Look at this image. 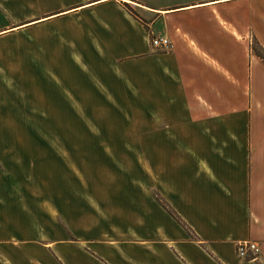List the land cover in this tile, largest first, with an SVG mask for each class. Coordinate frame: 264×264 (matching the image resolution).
Here are the masks:
<instances>
[{
  "label": "crops",
  "instance_id": "crops-1",
  "mask_svg": "<svg viewBox=\"0 0 264 264\" xmlns=\"http://www.w3.org/2000/svg\"><path fill=\"white\" fill-rule=\"evenodd\" d=\"M123 1L0 0V264H264V63L229 12L246 0L149 5L146 24ZM64 21L83 32L40 34ZM61 39L68 104L145 111V130L107 135L145 137V179L96 198L66 180L44 198L26 177L27 138L48 136L27 129V106L60 92L58 47H28ZM246 239L255 262L236 256Z\"/></svg>",
  "mask_w": 264,
  "mask_h": 264
},
{
  "label": "rangeland",
  "instance_id": "rangeland-1",
  "mask_svg": "<svg viewBox=\"0 0 264 264\" xmlns=\"http://www.w3.org/2000/svg\"><path fill=\"white\" fill-rule=\"evenodd\" d=\"M196 1L199 0H124L126 4L123 7L132 16L146 24L148 18L143 12L149 5H174ZM229 5L231 6L229 12L236 19H240L236 23L242 22L244 16L247 20L245 33L250 35L251 53L258 52L264 55V0L231 2ZM69 29H72L73 33L83 32L80 27H73L71 22L64 21L53 28L44 29L40 34L66 35ZM154 36L150 34V45ZM70 44L74 43L61 39L53 44L44 42L38 47H28V49L38 48L50 52L53 45L60 51L59 57L54 58L59 64L57 67L60 76L57 82L60 88L58 97L43 92L40 107L42 111L39 112L34 107L27 106V129L41 130L48 134L41 138H27L26 148V177L38 179L42 184L44 198L50 195L57 182L65 184L66 180L75 183V185H69L70 192L77 194L79 189L84 188L92 198H96L102 192H112L111 184L120 177L146 178L145 170L142 169L146 163L145 137L107 136L109 131L117 129L145 130V111L137 106L97 105L92 103L94 101L87 105L68 104L65 87L67 86L66 76L72 69L68 65L67 57V51L73 49ZM46 83L43 77V86ZM106 132L108 133L105 134ZM8 152V144L0 139L2 163L7 162ZM0 174L2 177L5 176L4 172ZM82 179H86L89 184L81 186L79 183H82ZM92 203L95 204V202Z\"/></svg>",
  "mask_w": 264,
  "mask_h": 264
},
{
  "label": "built area",
  "instance_id": "built-area-1",
  "mask_svg": "<svg viewBox=\"0 0 264 264\" xmlns=\"http://www.w3.org/2000/svg\"><path fill=\"white\" fill-rule=\"evenodd\" d=\"M151 45L161 51H168L172 48L170 40L166 37H153ZM235 253L238 259L255 262L260 255V247L256 241L240 240L235 243Z\"/></svg>",
  "mask_w": 264,
  "mask_h": 264
},
{
  "label": "trees",
  "instance_id": "trees-1",
  "mask_svg": "<svg viewBox=\"0 0 264 264\" xmlns=\"http://www.w3.org/2000/svg\"><path fill=\"white\" fill-rule=\"evenodd\" d=\"M255 54H256V56H258L260 59H261V61L264 63V55L263 54H260V53H258V52H255ZM164 207H166L164 204H162ZM167 208V207H166Z\"/></svg>",
  "mask_w": 264,
  "mask_h": 264
}]
</instances>
